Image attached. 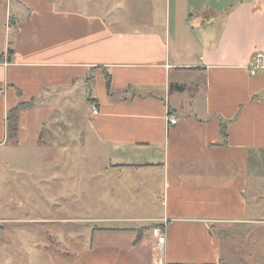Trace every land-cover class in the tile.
Segmentation results:
<instances>
[{"label": "crops", "instance_id": "1", "mask_svg": "<svg viewBox=\"0 0 264 264\" xmlns=\"http://www.w3.org/2000/svg\"><path fill=\"white\" fill-rule=\"evenodd\" d=\"M67 1L11 0L0 26V221H83L67 213V185L88 179L111 211L143 210L151 228L135 243V231L95 232L71 264H218L214 227L247 219L249 188L264 198V0L121 1L136 24ZM31 99L9 142L8 109ZM4 230L0 264L15 240Z\"/></svg>", "mask_w": 264, "mask_h": 264}, {"label": "rangeland", "instance_id": "2", "mask_svg": "<svg viewBox=\"0 0 264 264\" xmlns=\"http://www.w3.org/2000/svg\"><path fill=\"white\" fill-rule=\"evenodd\" d=\"M96 1L98 3L93 4L91 0H82L81 2L68 0L67 5L79 6L87 10L98 8L104 14H124L126 17H130L129 20L124 21L122 24H125V22L128 24H136L138 22V16L131 10V6L133 5L121 3L123 0H110L108 4L102 3L101 0ZM12 4L11 0H0V26L7 25L11 22L10 18L13 16ZM151 6L149 3H144L143 11H151ZM155 10L163 11V5L159 4ZM172 10L173 8L171 7ZM13 141L14 138L9 139V142ZM30 154L32 156L31 160L34 159L33 161L42 156L41 152ZM88 154H90V151ZM44 155L46 156L47 153H44ZM73 155L75 154L73 153ZM19 156L23 155L21 154ZM80 174L88 175L90 172L82 171ZM74 183H76V186ZM67 186L68 195L73 194L72 197H66L68 198V203L65 207L68 210L67 213L84 220L77 223L69 222L64 225L66 226L65 228H59L54 226L53 223H45L43 226H39L37 223L13 222L12 220L9 221L10 219L8 217H10V214L6 215L5 219L8 221H0V227L5 229L4 231L7 235L14 234L15 240L14 244L9 243L5 246V251L10 254L5 264H71L75 255L81 250L90 248L97 237L104 236L94 235L95 232L108 233L112 231L107 229H123L122 231L133 232L136 229L146 227L144 230V233H146L151 228L149 227L151 223L142 219L143 210L111 211L108 208V197L105 195L102 196V192L98 194L93 190L90 180L85 179L84 182L69 180ZM82 187H84V191ZM82 191L83 197L80 194ZM250 192L251 188L248 189L247 193L249 202L247 219L243 222L221 223L213 229V237L217 240L221 254L218 264H264V198H261L258 204L249 195ZM21 211H17L15 214L23 216L25 210ZM53 213L55 212L53 211ZM39 214L42 216L44 213L34 212L31 215L39 216ZM106 218L114 219L109 220ZM60 234L62 236L65 235L67 241L64 238H59ZM142 234L143 231L139 235L140 239ZM135 242H137V238H135ZM59 253H63L61 262L58 261ZM55 255H57V259ZM36 257H38L37 260ZM151 258H153V253ZM157 258L163 261L162 256Z\"/></svg>", "mask_w": 264, "mask_h": 264}, {"label": "trees", "instance_id": "3", "mask_svg": "<svg viewBox=\"0 0 264 264\" xmlns=\"http://www.w3.org/2000/svg\"><path fill=\"white\" fill-rule=\"evenodd\" d=\"M12 49L8 48L7 50V59L10 60L11 56H12ZM2 59V55H0V61ZM105 80H106V85H107V89H109L110 86V80H109V75L106 74L105 75ZM184 87L182 85H176V84H172L169 87V90H182ZM35 104L34 99H31L30 101H26V102H20L18 104H16L15 106H13L12 108L8 109L7 111V115H6V132H7V138L11 139L16 137L17 132H18V114L20 110L23 109H28L33 107ZM221 133L222 135H225V125L222 124L221 125ZM146 229V227L140 228V229H136V235H137V241L140 240V236L142 231L144 232V230ZM212 229V227L210 228V230ZM105 230V229H103ZM107 230H112L113 229H107ZM114 230H120L122 231L123 229H114Z\"/></svg>", "mask_w": 264, "mask_h": 264}, {"label": "built area", "instance_id": "4", "mask_svg": "<svg viewBox=\"0 0 264 264\" xmlns=\"http://www.w3.org/2000/svg\"><path fill=\"white\" fill-rule=\"evenodd\" d=\"M263 67V57L260 53H257L255 58V63L249 67V74L254 75L258 69ZM91 112L93 114L97 113V109L95 107H91ZM176 117L168 115L167 123L172 125L176 123ZM154 252L157 257L162 256L165 252V235L161 231L156 232L155 243H154Z\"/></svg>", "mask_w": 264, "mask_h": 264}]
</instances>
